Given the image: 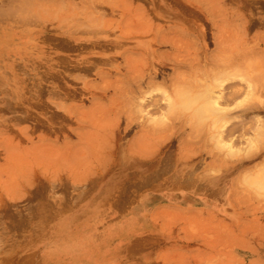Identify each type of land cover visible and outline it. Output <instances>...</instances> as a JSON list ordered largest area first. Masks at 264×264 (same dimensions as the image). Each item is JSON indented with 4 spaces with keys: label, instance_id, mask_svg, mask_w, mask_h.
I'll return each mask as SVG.
<instances>
[{
    "label": "rangeland",
    "instance_id": "obj_1",
    "mask_svg": "<svg viewBox=\"0 0 264 264\" xmlns=\"http://www.w3.org/2000/svg\"><path fill=\"white\" fill-rule=\"evenodd\" d=\"M34 1L0 0V264H264V0Z\"/></svg>",
    "mask_w": 264,
    "mask_h": 264
},
{
    "label": "bare ground",
    "instance_id": "obj_2",
    "mask_svg": "<svg viewBox=\"0 0 264 264\" xmlns=\"http://www.w3.org/2000/svg\"><path fill=\"white\" fill-rule=\"evenodd\" d=\"M21 1H22V2L24 1L22 5L25 4V6H23V7L20 6L21 8L27 7L26 5L30 6L31 3H33V2L35 3L34 0H33V2L29 1V2H31V3H29V4H26V3H25V0H21ZM27 1H28V0H26V2H27ZM51 1H52V0H51ZM20 3H21V2H20ZM34 3H33L32 5H34ZM57 3H58V2H57ZM57 3H56V4H57ZM35 4L38 5V2L35 3ZM58 4H59V3H58ZM32 5H31V6H32ZM54 5H55V4H54ZM92 6H93V5H92ZM96 6H97V5H96ZM63 7H64V6H63ZM27 8H28V7H27ZM27 8H26V9H27ZM93 8H94V7H93ZM30 9H32V7H30ZM30 9H28V12L30 11ZM36 9H37V8H36ZM8 10H9V9H8ZM21 10H22V9H21ZM23 10H24V9H23ZM23 10H22V11H23ZM50 10H51V9H50ZM66 10H67V9H66ZM2 11H3V10H2ZM17 11H18V10H17ZM22 11H20V12H22ZM24 11H25V10H24ZM24 11L22 12V15L24 14L23 16H25V15L27 14L26 16L28 17V13H25L27 10H26L25 12H24ZM48 11H49V10H48ZM6 12H7V11H6ZM18 12H19V11H18ZM34 12H36V11L34 10ZM44 12H45V11H44ZM50 12H51V11H50ZM209 12H210V11H209ZM213 12H214V11H213ZM213 12H212V13H213ZM218 12H219V11H218ZM4 13H5V12H4ZM11 13H12V12H11ZM29 13H30V12H29ZM48 13H49V12H48ZM17 14H19V13H17ZM31 14H32L33 16H35V14H33V13H31ZM31 14H30V15H31ZM5 15H6V13H5ZM7 15H9V14L7 13ZM13 15H15V14H13ZM32 15H31V16H32ZM23 16H21V18H24ZM3 17H4V16H3ZM15 17H16L15 19H17L18 16H15ZM29 17H30V16H29ZM6 18H7V17H6ZM21 18H20V19H21ZM77 18L79 19V17H77ZM223 18H224V17H223ZM34 19H35V18H34ZM6 20H7V19H6ZM27 20H28V19H27ZM32 20H33V19H32ZM72 20H73V19H72ZM80 20H81V19H80ZM12 21H13V20H12ZM29 21H30V20H29ZM76 21H79V20H76ZM15 22H16V21H15ZM27 22H28V21H27ZM27 22H26V23H27ZM30 22H31V21H30ZM32 22H33V21H32ZM82 22H83V20L81 21V23H82ZM23 23H25V22H23ZM34 23H35V21H34ZM77 23H79V25H81L80 22H77ZM77 23H74V24L77 25ZM224 23H225V21H224ZM30 24H31V23H30ZM85 24H86V23H85ZM82 25H83V24H82ZM225 25H226V24H225ZM77 26H78V25H77ZM85 26H87V25H85ZM88 26H89V25H88ZM227 26H228V25H227ZM227 26H225V27L229 29V27H227ZM70 27H72V26H70ZM176 28H177V27H176ZM178 28H179V27H178ZM226 28H225V29H226ZM169 29H170V28H169ZM225 29H224V30H225ZM228 29H227V30H228ZM75 30H76V29H75ZM173 30H174V29H173ZM224 30H223V31H224ZM227 30H226V33H227ZM72 31H74V30H72ZM179 31H180V29H179ZM75 32H76V31H75ZM95 32H96V31H95ZM95 32H94V33H95ZM181 32H183V31H180V33H178V35H179V34H180V35H179V36L177 35L178 37L176 36L177 38L175 37V39L180 40L179 37L181 36L180 38H182V36L185 35V34H184V35H181V34H182ZM162 33H163V32H162ZM185 33H186V32H185ZM220 33H221V32H220ZM218 34H219V33H218ZM229 34H231V31L229 32ZM161 35H162V34H161ZM161 35H160V36H161ZM186 35H188V34L186 33ZM220 35H221V34H220ZM220 35H218V36H220ZM231 35H232V34H231ZM231 35H230V36H231ZM223 36H224V37H223ZM223 36H222V37L225 38L226 35L223 34ZM230 36H229V37L226 36V38L228 37V38H227L228 41H229V38H231ZM186 37H187V36H186ZM194 38H195V37H194ZM194 38H193V39H194ZM226 38H225V39H226ZM169 39H170V40H169ZM172 39H173V38H172ZM185 39H188V40H189L190 38H185ZM193 39H190V40L187 42V44H188L189 46H190V44L193 43V42H192ZM220 39H221L220 37H219V39L217 38L218 41H219ZM225 39L222 40V41H225V42H226ZM166 40L171 41V38H167ZM231 40H232V39H231ZM231 40H230V41H231ZM164 41H165V40H164ZM172 41H174V42H172ZM172 41H171L172 44L175 43V40H174V39H173ZM190 41H191V42H190ZM194 41H195V40H194ZM222 41H219V43L222 44V43H221ZM230 41L227 42V44L229 43V45H230ZM189 42H190V44H189ZM194 43H195V42H194ZM181 44H183V43H181ZM185 44H186V43H185ZM185 44H183V45L185 46ZM187 44H186V45H187ZM175 45H177V44H175ZM175 45H173V47H174ZM194 45H195V44H193V46H192L193 48H194ZM177 46H178V45H177ZM177 46H175V47H177ZM180 47H181V45H180ZM198 47H199V46H198ZM198 47H197V48H198ZM226 47H227V46H226ZM229 47H230V46H229ZM229 47H227V48L229 49ZM199 48H200V47H199ZM233 49H234V48H233ZM195 50H196V49H195ZM229 50H230V49H229ZM174 51H176V50H174ZM233 51H234V50H233ZM182 52H183V51H182ZM233 53H234V52H233ZM233 53H232V55H234ZM175 54L178 55V54H177V51H176ZM208 54H210V53H208ZM208 54H207V55H208ZM217 54H218V53H217ZM263 54H264V53H263ZM263 54H262V55H263ZM176 55H174V56L172 55L171 57H172V58H173V57L176 58ZM212 55H213V54H212ZM212 55L210 54V56H212ZM220 55H221V54H220ZM131 56H132V55H131ZM169 57H170V56H169ZM212 57H213V56H212ZM214 57H217L216 54H215ZM221 57H222V56H221ZM221 57H220V58H221ZM241 57H242V56H241ZM175 58H173V59H175ZM182 58H183V57H182ZM218 58H219V57H218ZM218 58H217V59H218ZM220 58H219L218 60H220ZM222 58H223V57H222ZM222 58H221V59H222ZM236 58H237V57H236ZM168 59H170V58H168ZM173 59H171V60H173ZM183 59H184V58H183ZM183 59H181V57H180V60H182L183 63H186V61H184ZM186 59H187V58H186ZM186 59H185V60H186ZM208 59H210V58H208ZM214 59H215V58H214ZM214 59L212 58L213 61H214ZM217 59H215V61H216ZM111 60H112V58H111ZM178 60H179V59H177V61H178ZM244 60H246V59H244ZM182 61H179L178 63H180V62L182 63ZM104 62H105V61H104ZM173 62L175 63V62H176V59H175V61H173ZM189 62H190V61H189ZM240 62H241V60H240ZM244 62H245V61H244ZM102 63H103V62H102ZM124 63H125V61H124ZM176 63H177V62H176ZM242 63H243V62H242ZM196 64H198V62H197ZM209 64H210V63H209ZM198 65H199V64H198ZM198 65H196V67H197ZM207 65H208V64H207ZM238 65H239V64H238ZM243 65H244V64H243ZM89 66H90V65H89ZM178 67H180V66H178ZM181 67H182V66H181ZM188 67H190V66H188ZM194 67H195V66H194ZM196 67H195V69H196ZM198 67H199V66H198ZM210 67H211V66H210ZM234 67H235V66H234ZM239 67H241V66H239ZM86 68H87V67H86ZM231 68H232V67H231ZM241 68H242V67H241ZM241 68H240V69H241ZM248 68H249V67H248ZM198 69H199V68H198ZM227 69H228V68H227ZM232 69H233V68H232ZM263 69H264V68H263ZM87 70H88V69H87ZM222 70H223V68H222ZM233 70L235 71V69H233ZM224 71H226V70H224ZM228 71H229V70H228ZM228 71H227V72H228ZM262 71L264 72V70H262ZM150 72H152V71H150ZM220 72H222V71H220ZM243 72H244V70L242 69V75H239V76H241V77H242V76H245L246 74H243ZM258 72L260 73L261 71H258ZM263 72H261V73H263ZM185 73H186V72H185ZM185 73H184V74H185ZM228 73H229V72H228ZM235 73H236V71H235ZM244 73H245V72H244ZM254 73H255V71H254ZM259 73H258V75H259ZM103 74H104V73H103ZM107 74H108V73H107ZM150 74H151V73H150ZM150 74H149V75H150ZM231 74H232V73H231ZM34 75H35V74H34ZM149 75H148V76H149ZM218 75H219V74H218ZM228 75H230V74H228ZM237 75H238V74H237ZM256 75H257V74H256ZM104 76H105V75H104ZM110 76H111V75H110ZM148 76H147V77H148ZM199 76H200V75H199ZM221 76H222V75H221ZM226 76H227V74H226ZM233 76H234V75H233ZM101 77H102V76H101ZM112 77H113V76H112ZM114 77H116V76H114ZM183 77H184V76H183ZM216 77H217V76H216ZM105 78H106V77H105ZM137 78H138V77H137ZM227 78H228V77H227ZM244 78H245V79H244ZM250 78H251V77H250ZM255 78H256V77H255ZM257 78H258V77H257ZM260 78H261V77H260ZM32 79H33V78H32ZM101 79H102V78H101ZM115 79H116V78H115ZM121 79H122V78H121ZM129 79H130V78H129ZM140 79H141V77H140ZM149 79H150L149 81H151V77H150ZM214 79H215V78H214ZM214 79H213V80H214ZM222 79H223V78H222ZM228 79H229V78H228ZM246 79H247L246 76L242 78L243 81L246 80ZM130 80H131V79H130ZM182 80H184V79H182ZM216 80H217V79H216ZM218 80H219V79H218ZM248 80H249V78H248ZM252 80H253V79H252ZM257 80H258V79H257ZM34 81H35V80H34ZM106 81H107V80H106ZM149 81H147V83H148ZM193 81H194V80H193ZM225 81H226V79H225ZM243 81H242V82H243ZM255 81H256V80H255ZM258 81H260V80H258ZM258 81H257V82H258ZM137 82H138V81H137ZM223 82H224V80H223ZM223 82H221V83H223ZM242 82H240V83L242 84ZM244 82H245V81H244ZM246 82H247V80H246ZM177 83H178V82H177ZM221 83H220V84H221ZM228 83H229V82H228ZM228 83H226V84H228ZM32 84H33V83H32ZM107 84H108V83H107ZM112 84H113V83H112ZM124 84H125V83H124ZM124 84H123V87L125 86ZM183 84H185V83H183ZM215 84H216V82H215ZM220 84L217 83V85H220ZM245 84H247V83H245ZM248 84H249V83H248ZM251 84H252V82H251ZM256 84H257V83H256ZM35 85H36V83H35ZM103 85H104V84H103ZM103 85H102V86H103ZM109 85H110V84H109ZM117 85H118V84H117ZM180 85H181V84H180ZM217 85H215V86H217ZM221 85H222V84H221ZM224 85H225V84H223V86H221V87L223 88ZM228 85L231 86V83L228 84ZM260 85H261V84H260ZM262 85H263V84H262ZM113 86H114V85H113ZM126 86H127V85H126ZM182 86H183V85H182ZM186 86H187V85H186ZM186 86H185V87H186ZM209 86H210V85H209ZM246 86H247V85H245V87H246ZM177 87H178V86H177ZM185 87H184V89L187 90V88H185ZM187 87H188V86H187ZM190 87H191V86H190ZM205 87H206V85H205ZM217 87H218V86H217ZM219 87H220V86H219ZM226 87H227V85H225L224 89H221V90L219 91V93L216 92V91H218V90H216V91L211 90L212 93H210V90H209V88L207 87V88L204 90V94H205V93H206V94L208 93V94H207V95H204V96H202V94H201V96H202V97H206V96H207V97H209V98L211 99V98H213V96H211L210 94L213 95L215 92L218 93V95H217V94H214V98H215V99H214V98H213V100L211 99V100L213 101V103H214V107H215V108L217 107L216 109L219 110L218 113H220V112H221V113H222V112L225 113V111H226V112L230 111V107H229V108H226L225 105H224L223 107H220V106H222V105H218V106H217L219 98L223 97V98H222L223 101H224L226 104H227V103L230 104V101H231V100H233L232 102H234V100H236L235 98H237L238 96H241L240 101L237 100L238 103H237V101H236V104H237V105H236L235 107H231V108H234V109L237 108L235 114H239V115H246V114H248V109H249L251 106L249 107V105H246V107H245V104H246L245 102H248V99H249L251 96H249L248 99H246L245 96H246V94L251 93L252 89L254 90V87L252 86L251 88H247V90H245L246 88H245L243 85H242V86H238V87H236L235 89H233L234 86H232V89H231V90H228V91H226V90H227ZM249 87H250V86H249ZM95 88H97V87H95ZM103 88H104V87H103ZM103 88H101V89H103ZM115 88H117V87H115ZM118 88H119V87H118ZM120 88H121V87H120ZM120 88H119V89H120ZM125 88H126V87H125ZM127 88H128V87H127ZM180 88H181V86L179 87V89H180ZM227 88H228V87H227ZM184 89H183V90H184ZM189 89H190V88H189ZM225 89H226V90H225ZM250 90H251V91H250ZM116 91H117V90H116ZM119 91H120V90H119ZM188 91H189V93H190V90H188ZM205 91H207V92H205ZM123 92H124V91H123ZM182 92H184V91H182ZM182 92L180 91V93H182ZM198 92H199V91H198ZM198 92H196V93L198 94ZM213 92H214V93H213ZM252 92H253V91H252ZM120 93H121V92H120ZM164 93H165V91H164ZM172 93H173V92H172ZM177 93H178V91H177ZM180 93H179V94H180ZM186 93H187V92H186ZM189 93H188V94H189ZM200 93H201V92H199V94H200ZM256 93H257V92H256ZM175 94H176V93H174V95H175ZM199 94H198V95H199ZM262 94H263V93H262ZM113 95H114V94H113ZM128 95H129V94H128ZM180 95H183V94H180ZM185 95H186V94H185ZM189 95H190V94H189ZM194 95H195V93H194ZM194 95H193V96H194ZM177 96L179 97V95H177ZM201 96H200V98H202ZM247 96H248V95H247ZM259 96H260V95H259ZM104 97H105V96H104ZM182 97H183V96H182ZM190 97H191V96H190ZM194 97H195V96H194ZM194 97H192V98H194ZM197 97L199 98V96H197ZM120 98H121V97H120ZM185 98H186V97H185ZM209 98H208V99H209ZM110 99H111V98H110ZM210 99H209V103H210L211 106H212V107H211V110H213V105H212V103H211L212 101H210ZM245 99H246V101H245ZM129 100H130V99H129ZM171 100H172V99H171ZM180 100H181V99H180ZM187 100H188V98H187ZM187 100H186V101H187ZM190 100H191V98H190ZM190 100H189V101H190ZM193 100H195V98H194ZM205 100H207V99H205ZM189 101H188V102H189ZM207 101H208V100H207ZM207 101H205V102H207ZM219 101H220V100H219ZM179 102H180V101H179ZM203 102H204V101H203ZM205 102H204V103H205ZM131 103H132V102H131ZM177 103H178V102H177ZM181 103H182V102H181ZM209 103H208V105H209ZM255 103H256V102H255ZM263 103H264V102L262 101V104H263ZM99 104H100V103H99ZM170 104H171V103H170ZM189 104H190V103H189ZM189 104H188V105H189ZM191 104H192V103H191ZM219 104H220V103H219ZM260 104H261V103H260ZM124 105H125V104H124ZM126 105H128V104H126ZM171 105H172V104H171ZM188 105H186V106H188ZM198 105H200V104H198ZM198 105H197V107H199ZM256 105H259V103H258V104L256 103ZM137 106H138V104H137ZM180 106H181V105H180ZM182 106L184 107V105H182ZM206 106H207V105H206ZM206 106H203V107H206ZM260 106H261V105H260ZM263 106H264V105H263ZM135 107H136V106H135ZM135 107H133L134 110L136 109ZM173 107H175V105H174ZM197 107H195V108H197ZM207 107H208V106H207ZM209 107H210V105H209ZM255 107H256V106H255ZM185 108H188V107H185ZM201 108H202V106H201ZM119 109H120V108H119ZM182 109H184V108H182ZM189 109H190V108H189ZM207 109H208V108H207ZM180 110H181V109H180ZM195 110H197V109H195ZM198 110H200V109L198 108ZM211 110H209L210 113H212L213 111H214L215 113L217 112V111H215V110H213V111L211 112ZM119 111H121V110H119ZM129 111H130V110H129ZM201 111H202V113H203V110H202V109H201ZM214 112H213V113H214ZM117 113H118V112H117ZM127 113H128V112H127ZM198 113L201 114V112H199V111H198ZM213 113H212V114H213ZM223 113H222V117L224 116ZM119 114H120V113H119ZM216 114H217V113H216ZM217 115H218V114H217ZM219 115L221 116V114H219ZM226 115H227V114H226ZM226 115H225V117H226ZM239 115H238V117H239ZM195 116H196V115H195ZM202 116L204 117V114H203ZM205 116H206V115H205ZM229 116L232 117V115H228V117H229ZM159 117H160V116H159ZM162 117H163V116H162ZM198 117H199V116H198ZM198 117H197V118H198ZM241 117H242V116H241ZM248 117H249V116H248ZM206 118H207V117H206ZM257 118H258L259 120L256 119L255 121H259V122H258L259 124L255 122L257 126L255 125L253 135H251V137L248 138V141H247V142H248V148L251 147L250 149H252V148L255 147L256 139H257V138L259 139V136H261L262 133H263V131H264V125H263V124H264V123H263L264 119H263V118L261 119V117H257ZM160 119H161V118H160ZM164 119H165V118H164ZM200 119H201V118H200ZM207 119H208V118H207ZM217 119H218V118H217ZM227 119H228V118H226V120H227ZM157 120H158V119H157ZM191 120H192V119H191ZM228 120H230V119H228ZM153 121H154V120H153ZM198 121H199V120H198ZM198 121H196V122H198ZM200 121H201V120H200ZM204 121H205V120H204ZM155 122H156V121H155ZM216 122H217V121H216ZM220 122H221V121H220ZM160 123H161V122H159V124H160ZM189 124H190V123H189ZM201 124H202V123H201ZM224 124H225V122H224V123L222 122V125H223V126H225ZM199 125H200V124H199ZM212 125H213V124H212ZM258 125H259V126H258ZM203 126H204V125H203ZM203 126H202V127H203ZM223 126H222V127H223ZM202 127H201L200 129H202ZM220 127H221V125H220L218 128H220ZM210 128H211V127H210ZM233 129H234V127H233ZM219 130L221 131L222 129H219ZM230 130H231V129H230ZM262 130H263V131H262ZM222 132H223V131H222ZM222 132H221V133H222ZM229 133H230V132H229ZM220 136H221V134H220ZM215 138H216V137H215ZM219 138H221V137H219ZM221 140H222V139H221ZM214 141H216V140H214ZM219 141H220V139H219ZM257 141H258V140H257ZM261 141H262V140H261ZM220 142H221V141H220ZM223 142H224V141H223ZM223 144H224V143H223ZM227 144H228V142H227ZM227 144H226V145H227ZM231 144H232V143H231ZM259 144H260V143H259ZM218 145H219V144H218ZM226 145H224V146H226ZM221 146H222V145H221ZM227 146H230V144H228ZM261 146H262V145H261ZM230 147L232 148V146H230ZM240 148H241V147H240ZM248 148H247V150H248ZM238 149H239V148H238ZM233 151H234V150H233ZM237 151H238V150H237ZM237 151H236V153H237ZM249 151H251V150H249ZM229 152H231V150H230ZM229 152H228V153H229ZM252 152H253V151H252ZM247 153H248V152H247ZM247 153L245 152V154H247ZM233 154H234V153H233ZM233 156H234V155H233ZM243 157H244V156H243ZM249 157H250V156H249ZM259 164H260V163H259ZM262 164H263V163H262ZM260 165H261V164H260ZM256 166H257V165H256ZM261 166L264 167V164L261 165ZM258 168H260V167H258ZM261 169L263 170L264 168H261ZM246 173H248V172H246ZM263 174H264V173H263ZM257 175H258V174H257ZM255 176H256V175H255ZM263 176H264V175H262V177H263ZM242 177H243V176H242ZM244 177H245V175H244ZM242 179H243V178H242ZM262 179H263V178H262ZM253 180H254V179H253ZM245 181H246V178H245ZM242 182H243V181H242ZM253 182L255 183V180H254ZM262 182H263V181H262ZM262 182H261V183H262ZM256 183H258V181H257ZM261 183H260V186H261ZM247 184H248V183H247ZM252 185H253V184H252ZM257 185H258V184H257ZM256 187H258V186H256ZM261 187H262V186H261ZM262 188H263V187H262ZM260 190H261V189H260ZM1 192H2V191H1ZM257 194H258V193H257ZM258 196H260V195H258ZM19 217H20V216H19ZM25 217H26V216H25ZM27 218H28V217H27ZM17 219H18V218H17ZM22 219H23V218H22ZM24 220H25V219H24ZM19 221H20V220H19ZM22 222H23V221H22ZM18 223L20 224V222H18Z\"/></svg>",
    "mask_w": 264,
    "mask_h": 264
},
{
    "label": "crops",
    "instance_id": "obj_3",
    "mask_svg": "<svg viewBox=\"0 0 264 264\" xmlns=\"http://www.w3.org/2000/svg\"><path fill=\"white\" fill-rule=\"evenodd\" d=\"M146 197H148V195H146L145 198ZM171 197H175L177 200L183 201V203L190 201V199L183 200V198L185 197L184 194L172 195L167 192V190H165V224L167 223V216L170 213L169 210L171 208H174L175 205L172 203L173 199H171ZM153 205L154 203H151L146 206L140 204L139 206H136L135 209L133 208V210L130 211L129 216L126 219L128 225L136 226L135 230L137 231H147L154 229L157 226L155 222L156 216H158L159 214L161 215V212L158 211V208L153 207ZM142 224H144V226H142Z\"/></svg>",
    "mask_w": 264,
    "mask_h": 264
}]
</instances>
